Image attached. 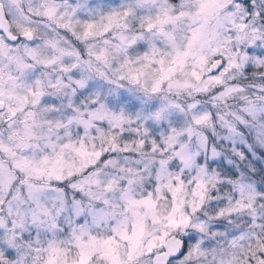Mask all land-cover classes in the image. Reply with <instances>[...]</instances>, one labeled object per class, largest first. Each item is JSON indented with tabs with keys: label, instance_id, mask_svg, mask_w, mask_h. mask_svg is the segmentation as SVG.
I'll use <instances>...</instances> for the list:
<instances>
[{
	"label": "clouds",
	"instance_id": "9594fccd",
	"mask_svg": "<svg viewBox=\"0 0 264 264\" xmlns=\"http://www.w3.org/2000/svg\"><path fill=\"white\" fill-rule=\"evenodd\" d=\"M0 264H264V0H0Z\"/></svg>",
	"mask_w": 264,
	"mask_h": 264
}]
</instances>
